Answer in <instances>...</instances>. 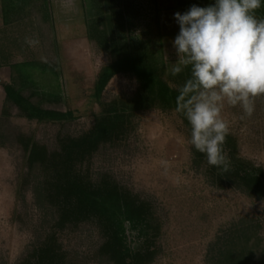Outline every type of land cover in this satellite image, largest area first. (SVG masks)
<instances>
[{
  "label": "trees",
  "instance_id": "16d2710c",
  "mask_svg": "<svg viewBox=\"0 0 264 264\" xmlns=\"http://www.w3.org/2000/svg\"><path fill=\"white\" fill-rule=\"evenodd\" d=\"M213 3L215 0H174L172 9L184 13L194 4L207 7ZM160 10L161 7L156 9L155 20L150 19L157 26L156 30L154 26L151 30L148 25L149 31H142L143 28L134 33L137 31L134 20L139 18L141 9L133 1L83 0L86 36L109 54V59L98 69L92 93L103 109L95 116V123L88 131L79 136H60L58 147L52 149L32 133L21 129L11 132L7 123L13 106L18 108L21 117L38 122L64 124L76 118L73 109L43 105L44 101L66 100L65 81L58 80L57 84L47 80L54 66L59 65L57 70L63 74L60 62H43L39 55H45L43 49L37 57L28 58L41 60L39 70L30 71L27 78L26 72L16 66L30 61L14 63V58L7 56V42H0V83L4 93L0 144L5 145L7 139L12 141L14 138L22 146L27 169L21 175L18 194H21L22 185L33 182L38 205L42 209H51L54 216L52 228L37 238L18 264H83V259L74 251L64 249L59 233L69 225L76 226L89 219L95 221L103 236L95 252L98 260L110 264L154 262L159 250L151 238L158 227L152 224L155 216L151 202L121 186L109 173L94 180L88 170H79L77 163L90 157L101 144L126 133L138 111L154 106L163 110L176 109L178 89L189 78L190 69L167 77L164 38L177 36L180 26L178 24L175 31L166 30L159 19ZM5 13L7 16V4ZM254 15L264 19V0ZM7 64L12 69L9 81L1 77ZM118 73L133 76L139 84L137 91L122 93L110 102H103L104 91ZM33 74H40L46 80L41 85L39 81H33ZM28 88L30 91L26 94ZM177 113L191 138L189 122L182 113ZM237 144V137L229 132L223 145L224 153L228 154L227 171L223 166L209 165L206 154L192 145L193 164L206 166L208 179L215 186L238 189L254 200L264 201V166H256L241 157ZM208 264H264V212L263 216L243 215L221 230L209 247Z\"/></svg>",
  "mask_w": 264,
  "mask_h": 264
},
{
  "label": "rangeland",
  "instance_id": "374dc122",
  "mask_svg": "<svg viewBox=\"0 0 264 264\" xmlns=\"http://www.w3.org/2000/svg\"><path fill=\"white\" fill-rule=\"evenodd\" d=\"M132 1L141 9L139 18L134 20L137 30L134 33L143 28L142 31L152 30L156 9L160 7L159 19L164 28L178 29L176 12L172 9L174 0ZM78 17L76 21L79 23L75 26L61 19L58 26L61 39L57 48L53 45L52 52L45 50V55H41L43 62H60L63 74L57 70L59 65L54 66L55 70L47 75V80L58 84V80L63 79L66 91L65 101H44L43 105L73 109L76 118L64 124L38 122L21 117L16 106L11 108L8 118L7 128L11 132L21 129L32 133L51 149L58 147L60 136H79L88 131L95 123V116L103 109L92 93L98 69L109 59V54L101 50L95 40H89L83 30L84 22ZM154 28L156 30L157 26ZM73 36L76 37L74 42L67 39ZM175 37L168 35L164 38L163 51L169 78L170 65L178 59L173 46ZM46 38L45 34L44 47ZM39 60L27 59L24 61L29 63L16 67L25 71L28 78L30 71L39 70ZM1 77L7 80V72H2ZM32 78L41 85L46 80L40 74H33ZM138 86L133 76L118 73L108 84L102 101L110 102L122 93L133 94ZM29 91L26 89V94ZM3 99L0 83V112ZM242 115L240 107L227 105L222 112L229 123V132L237 137L238 154L256 166H264V96L253 100L251 116L242 119ZM132 119L126 133L101 144L90 157L78 161V169L88 170L94 180L109 173L121 186L151 202L155 216L152 224L158 227L151 239L159 250L152 264H208L209 247L217 234L243 215L263 216L264 201L254 200L238 189L215 186L209 181L206 166L193 164L191 138L175 110L149 107L138 111ZM12 139H7L5 145L0 144V264H18L37 238L45 235L54 223L52 210L38 205L33 182L22 185L21 194H18L20 178L27 166L22 146ZM59 236L64 249L74 251L83 259V264H110L95 256L103 241L95 221L89 219L76 226L69 225L60 231Z\"/></svg>",
  "mask_w": 264,
  "mask_h": 264
},
{
  "label": "clouds",
  "instance_id": "9594fccd",
  "mask_svg": "<svg viewBox=\"0 0 264 264\" xmlns=\"http://www.w3.org/2000/svg\"><path fill=\"white\" fill-rule=\"evenodd\" d=\"M260 7L261 0H215L174 14L180 26L173 41L178 59L169 71L176 76L190 69L178 89L175 111L191 126L190 143L206 154L209 165L225 171L229 123L223 109L240 107L243 119L252 115L253 100L264 96V19L254 15Z\"/></svg>",
  "mask_w": 264,
  "mask_h": 264
},
{
  "label": "crops",
  "instance_id": "0c3cea01",
  "mask_svg": "<svg viewBox=\"0 0 264 264\" xmlns=\"http://www.w3.org/2000/svg\"><path fill=\"white\" fill-rule=\"evenodd\" d=\"M77 15L84 22L83 30L86 34L83 0H0V42H7V56L14 58V63H20L32 56L37 57L43 49L52 52L53 45L57 48L61 39L58 27L61 19L72 22L75 26L79 23V20L76 21ZM45 34L47 38L44 47L42 40ZM75 38L67 37L72 42ZM28 40H37L38 43L30 44ZM4 72H7L9 81L12 72L10 65L7 64Z\"/></svg>",
  "mask_w": 264,
  "mask_h": 264
}]
</instances>
